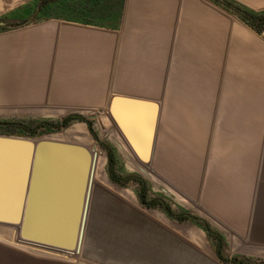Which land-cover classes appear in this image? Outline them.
I'll return each mask as SVG.
<instances>
[{"label":"crops","instance_id":"1","mask_svg":"<svg viewBox=\"0 0 264 264\" xmlns=\"http://www.w3.org/2000/svg\"><path fill=\"white\" fill-rule=\"evenodd\" d=\"M113 96L154 106L135 144L151 149L156 190L183 220L97 189L78 257L0 224V264L264 261V32L221 0H0V121L99 117L120 133ZM19 194L16 181L0 190V208L13 213Z\"/></svg>","mask_w":264,"mask_h":264},{"label":"water","instance_id":"2","mask_svg":"<svg viewBox=\"0 0 264 264\" xmlns=\"http://www.w3.org/2000/svg\"><path fill=\"white\" fill-rule=\"evenodd\" d=\"M118 100L126 102L125 113L120 115L115 110ZM143 106L154 109L147 102L113 96L108 111L131 144L132 153L140 162L147 163L151 149H141L135 144L138 138H143V120L149 131L154 123V113L143 119ZM147 136L149 141L151 133ZM94 161L95 155L78 143L0 135V190L6 192L15 181L20 187L13 213L0 208V224L15 226L19 239L37 251H78Z\"/></svg>","mask_w":264,"mask_h":264},{"label":"rangeland","instance_id":"3","mask_svg":"<svg viewBox=\"0 0 264 264\" xmlns=\"http://www.w3.org/2000/svg\"><path fill=\"white\" fill-rule=\"evenodd\" d=\"M60 120L62 119H58L57 121ZM109 125L110 124L107 118H82L80 120L71 122L66 128H55L54 131L45 130L34 137L21 135L17 131V133L13 134H15L14 136H22L33 140H38L41 138H53L83 145L95 155L89 198H92V194L95 190L100 189L103 191V193H105L106 196L118 200L123 205L143 212V206L145 205L139 201L137 196L139 186L135 181L129 180L124 186H119L109 180L107 174V149H109L114 156V168L117 175H132L142 178L147 183L148 196L161 198L162 196L158 194V191L155 187V167L152 163L145 162L146 164H143V162H140L132 153V151L125 147L122 134L118 133V131L114 130ZM0 129L4 132H14V129L12 128ZM37 248L46 250L42 247ZM51 252H57L73 258L78 257V253L75 254L74 252H62L54 250Z\"/></svg>","mask_w":264,"mask_h":264},{"label":"trees","instance_id":"4","mask_svg":"<svg viewBox=\"0 0 264 264\" xmlns=\"http://www.w3.org/2000/svg\"><path fill=\"white\" fill-rule=\"evenodd\" d=\"M221 2L226 5L229 9L233 10L245 23H247L251 28H253L256 32L261 33L264 32V10L262 11H252L247 7L240 5L231 0H221ZM82 118H74V117H67L63 118L58 123H50L48 121H33L31 123H26L21 120H14V121H0V128H12L14 132H4L2 134L10 135L13 133L19 132L21 135H25L27 137H34L42 133L43 131H49L51 128H60L66 127L71 122L75 120H80ZM16 129V130H15ZM17 131V132H16ZM23 133V134H22ZM107 159H108V166H107V174L109 180L119 186H124L126 182L129 180L135 181L138 186V193L137 196L139 201L151 208H161L165 210L170 216L174 217L178 220H183L182 217H178L177 215L172 213L169 205L161 198L149 197L148 196V188L147 183L140 177L135 176H119L117 175L115 168H114V156L112 155L111 151L107 149ZM208 233L209 230L206 228ZM228 262L230 264H264L263 260H252L244 257L233 256L229 258Z\"/></svg>","mask_w":264,"mask_h":264}]
</instances>
